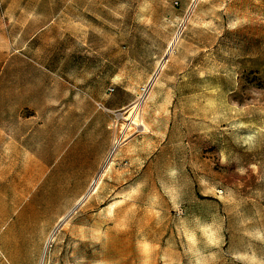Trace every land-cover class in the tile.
I'll return each mask as SVG.
<instances>
[{"label": "rangeland", "instance_id": "1", "mask_svg": "<svg viewBox=\"0 0 264 264\" xmlns=\"http://www.w3.org/2000/svg\"><path fill=\"white\" fill-rule=\"evenodd\" d=\"M32 23L66 34L53 77L73 118L79 93L102 112L97 141L73 124L51 159L61 182L36 202L59 230L44 264H264V0H0V53L21 51ZM117 137L124 159L90 194ZM69 172L81 186H63Z\"/></svg>", "mask_w": 264, "mask_h": 264}, {"label": "crops", "instance_id": "2", "mask_svg": "<svg viewBox=\"0 0 264 264\" xmlns=\"http://www.w3.org/2000/svg\"><path fill=\"white\" fill-rule=\"evenodd\" d=\"M32 24L35 26L34 33L28 34L23 30V35L19 36L23 44L21 51L0 53V257L8 264L13 263L5 247L7 245L12 249L14 244H19L24 250L18 264L41 263L45 244L53 232L49 233L48 227L55 225V216L53 207L51 214L48 211L51 222L46 223V217L40 216L43 211L38 209L36 201L41 196L54 194L56 179L61 182L62 175L55 174V179L50 176L54 163L51 159L57 145L67 139L73 124L80 130L87 129L88 140L92 142L97 141L96 135L102 130L100 102L92 96L88 99L85 94H77L74 97L78 100V116L73 118L71 88L62 79L53 77L55 71L59 74L61 69H65V65L62 66L64 58L56 60L51 51L56 42L62 44L65 40L62 27H57L55 23ZM31 41L35 43V51H26ZM87 109L90 111H85ZM124 151L127 150L120 148L118 151L122 160ZM95 154L92 162L87 160L82 166L71 169L94 168L97 151ZM70 172L63 180V186H81L72 184ZM21 213L19 223L11 227ZM7 230L10 231L4 236ZM78 232L80 236L75 240H79L80 247L87 245L88 229L80 228ZM94 242L102 248L98 241ZM133 247L129 244L127 249ZM112 248V243H107L106 249ZM95 257L100 260L104 255L101 252Z\"/></svg>", "mask_w": 264, "mask_h": 264}, {"label": "bare ground", "instance_id": "3", "mask_svg": "<svg viewBox=\"0 0 264 264\" xmlns=\"http://www.w3.org/2000/svg\"><path fill=\"white\" fill-rule=\"evenodd\" d=\"M140 104H137L134 106V110L132 112V114H134V112H136L139 108ZM132 124L134 125H143V124H137L135 123V121H132ZM122 144V139L117 137L114 141V144H113V147L111 149V152L109 154V157L107 159V162L106 164L103 166L102 170L100 171V173L98 174V177L95 178L92 182V188L90 190V194L91 193H95L98 189V186L99 184L101 183L102 179L105 177V175L107 174V171L109 170V168L111 167V165L113 164L117 154H118V151L120 149V146ZM59 230V228H56L51 234L50 236L48 237L47 239V242L45 244V247H44V251H43V254H42V257H41V263L40 264H44L46 258H47V255H48V252H49V249L52 245V243L55 241L56 239V234H57V231Z\"/></svg>", "mask_w": 264, "mask_h": 264}, {"label": "built area", "instance_id": "4", "mask_svg": "<svg viewBox=\"0 0 264 264\" xmlns=\"http://www.w3.org/2000/svg\"><path fill=\"white\" fill-rule=\"evenodd\" d=\"M223 193H224L223 190H219V191H218V194H220V195H222Z\"/></svg>", "mask_w": 264, "mask_h": 264}]
</instances>
